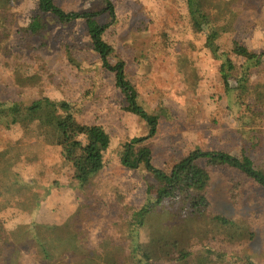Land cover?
Masks as SVG:
<instances>
[{"label":"rangeland","instance_id":"374dc122","mask_svg":"<svg viewBox=\"0 0 264 264\" xmlns=\"http://www.w3.org/2000/svg\"><path fill=\"white\" fill-rule=\"evenodd\" d=\"M185 1L54 2L65 12L97 13L95 20L108 25L102 39L114 48L115 56L110 62L114 66L124 61L125 78L136 104L158 118L156 134L138 145L151 149V162L156 168L169 172L179 159L200 149L246 155L264 170V124L249 127L235 119L240 115L238 101L233 93H226L221 63L207 50L204 36L191 30ZM108 3L115 8L114 18L108 12ZM38 7L39 0H6V10L0 11V32L10 37L11 50L19 55L11 62L27 73H37L39 78L16 83L13 73L0 77V89L6 93H0V97L29 103L49 96L78 104L79 119L102 125L111 135V144L103 170L82 191L74 186L72 172L61 167L54 146H34L31 152L37 158L26 165L17 147L8 151L25 180L34 179L37 187L44 188L39 189L41 209L34 217L37 222L63 223L81 205L96 200L94 211L83 210L87 219L82 228L93 243L101 239L106 228L110 232L114 222L129 215L125 205L130 210L145 202L144 173L124 167L121 155L133 138L148 136L150 127L127 110L129 103L117 86L116 73L103 66L85 20L61 24L47 17L48 29L42 37H33L27 43L20 39V27L39 13ZM235 7L237 15L230 31L221 38L222 49L229 51L232 41L239 40L257 53L264 52V0H238ZM259 79L264 80V72ZM3 137L17 140L21 132L13 130ZM211 175V208L196 221L177 218L192 238L191 250L199 255L209 246L223 252L226 262L264 264V193L255 187L242 188L231 199L233 185L226 175L213 170ZM13 210L7 206L0 212L6 232L28 219L24 213L10 214ZM158 214L154 216L162 215ZM169 214L167 217H171ZM214 216L224 217L234 225L221 226L212 220ZM18 263L39 264L30 253ZM0 264H4L1 259Z\"/></svg>","mask_w":264,"mask_h":264},{"label":"trees","instance_id":"16d2710c","mask_svg":"<svg viewBox=\"0 0 264 264\" xmlns=\"http://www.w3.org/2000/svg\"><path fill=\"white\" fill-rule=\"evenodd\" d=\"M54 1L39 0V13L31 17L28 25L20 27V39L27 43L33 37H42L48 29L47 17L61 24L85 20L103 66L116 73L117 86L129 103L127 110L140 116L150 127L148 136L133 138L121 155L124 167L144 173L147 196L140 208L128 210L130 207L125 205L129 215L114 222L110 232L106 228L101 239L93 243L82 226L87 219L83 210L91 208L94 211L95 199L90 200L92 204L81 205L63 223L37 222L34 217L41 209L39 189L44 188L37 187L34 179L25 180L16 170L17 164L8 149L17 147L26 165L37 158L31 152L34 146H54L61 167L72 172L74 186L82 191L91 186L103 170L111 135L100 124L82 122L78 116L80 105L67 100L43 96L23 103L0 97V212L11 206L14 210L10 214L24 213L28 217L27 222L19 221L10 232H6L5 222L0 217L1 262L21 264L18 262L22 256L30 253L39 264H221L224 261L236 264L226 262L223 252L209 246L199 255L195 254L191 250L192 238L187 236V229L177 218L196 221L211 208L208 188L212 170L224 173L233 185L231 199H235L242 188L255 187L264 193V170L246 155L200 149L179 159L169 172L156 168L151 162V149L138 145L156 134L158 118L136 104V96L125 78L124 61L119 60L114 66L110 62L115 56L114 48L102 39L108 25H100L95 20L97 13L65 12ZM237 2L186 0V18H189L191 30L204 36L207 50L221 63L225 91L228 95L233 93L240 106V115L235 119L240 125L251 127L264 124V80L259 79L264 72V52L257 53L239 40H233L230 50L224 51L220 43L237 15ZM107 8L114 18V6L108 3ZM5 10L6 0H0V11ZM9 38L0 32V77L13 73L11 77L16 83L39 79L37 73H27L22 66L18 68L14 61L11 62L19 55L11 50ZM0 93L6 94L2 88ZM13 130L21 132L19 139L3 137ZM158 213L162 215L155 217ZM167 213L171 217H167ZM212 220L224 227L234 225L220 216Z\"/></svg>","mask_w":264,"mask_h":264}]
</instances>
